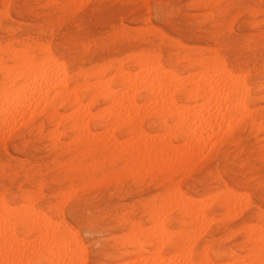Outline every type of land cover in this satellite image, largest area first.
Returning a JSON list of instances; mask_svg holds the SVG:
<instances>
[{"label":"rangeland","instance_id":"374dc122","mask_svg":"<svg viewBox=\"0 0 264 264\" xmlns=\"http://www.w3.org/2000/svg\"><path fill=\"white\" fill-rule=\"evenodd\" d=\"M74 1L81 3L77 5ZM42 47H49L70 76L84 72L85 75H80L87 82L96 80L97 83L99 79L98 84H102L103 79L108 81L111 75L104 71L106 73L91 76L92 70L125 66L128 56L140 52H156L167 69L180 75L197 71L190 67V60L216 54L225 61L227 69L246 77L251 89L248 103L256 111V121L264 115V0H0V59L15 66L8 55L11 49H26L41 58ZM133 64L131 71L136 72ZM2 74L0 71V87ZM78 95L83 96V91ZM87 101L83 99V105L86 106ZM137 102L142 103L141 99ZM54 107L62 115L70 113L68 109ZM86 107L97 112L104 104L98 99L96 104ZM40 108L27 118L19 116V120L17 115L18 123L10 125L9 132V126L3 128L4 122H0V129L7 128L3 134H9H0V199L11 206H21L29 194L27 197L33 200L38 211L46 212L55 224L64 222L74 232L76 240L70 241V247L74 246L72 252L78 249L75 244L81 249L84 264H125L133 260L132 248L126 244L128 221L149 225L144 205L153 197L159 203L169 189L166 166L161 169L158 166L157 170L148 165L144 168L146 172L138 167H124L122 155L104 156L99 147L86 141H74L64 119L53 124L49 120L52 108ZM154 121L145 120L142 129L152 135L158 133ZM92 131L98 132L95 127ZM116 135L120 142L125 132L117 131ZM55 136L59 139L57 142ZM220 136L216 137L219 141H215L216 138H210L209 143L199 141L203 146L206 143L207 148L195 141L198 147L208 150L200 151L203 153L197 152L198 148L192 145L194 141H173L176 154L183 155L194 148L196 156L202 157H195L185 165L180 162L172 179L178 184L181 196L201 198L205 203L211 201L209 195L216 196L210 202V210L206 211L210 218L201 226L205 230L199 228L202 231L200 234L197 231L199 236L195 233L196 258L206 252L223 264H238L242 260L245 263L244 256L253 244L248 243L241 229L245 225L262 224L259 214H264V132L244 121ZM130 144L126 141V145ZM208 144H212L211 147ZM227 187L239 193L238 199L242 196L247 206L240 203L243 202L240 199L239 206L235 205L232 210L221 207L219 201L227 196L219 193ZM63 197L69 199L66 201ZM178 215L175 210L172 212L174 230L179 226ZM16 233L23 237L21 227L16 228ZM145 256L143 253L136 260L141 261ZM78 261L77 264H82ZM29 263L34 264L33 260Z\"/></svg>","mask_w":264,"mask_h":264},{"label":"bare ground","instance_id":"6f19581e","mask_svg":"<svg viewBox=\"0 0 264 264\" xmlns=\"http://www.w3.org/2000/svg\"><path fill=\"white\" fill-rule=\"evenodd\" d=\"M85 1L87 2V0ZM79 3L76 4L79 5ZM8 55L14 61L15 66L12 65L14 67L0 59V71L3 72L0 87V122H4V124L2 123L3 128L9 126L8 129L6 128L8 132L10 125L16 123L17 115L22 119L24 116L25 118L28 115L33 116L35 112H39L40 107L43 110L52 108L49 113L50 122L58 124L57 121L64 119L67 129L73 133L74 141H86L93 144L101 149L104 156L117 158L122 155L124 167L133 166L144 169L150 165L151 168L159 166L161 169V167L166 166L165 179L169 183V189H167L165 196L162 197L159 203L156 197H153L144 205L146 222L149 225L145 227L141 222L128 221L130 226L126 234L127 239H125L126 244L132 248L133 260L123 263L223 264L203 251L200 258L197 259L193 248L197 238L195 233L199 230L200 234L202 229L205 230L201 226L208 217L206 211L210 210L212 204L210 202L216 199V196L209 195L211 199L209 203L203 202L201 198L181 196L180 188L178 184L173 182L172 178L178 172L176 165L180 162H182V165L188 164L195 157L201 156H196L197 152L203 150L200 148L201 142L199 141L209 143L207 141L219 135L224 136L244 121L264 132V115L260 116L261 119L258 122L256 121V111L252 110L248 103L251 89L244 75L236 74L227 69L225 61L216 54L210 58L200 57L195 61L190 60V67H195L197 71L180 75L167 69L162 64L160 56L153 51L128 56L125 66L100 68L103 69L102 71H98L96 68L97 71L94 69L95 72L92 70L91 76L99 75L100 72L104 71L109 72L111 75L108 81L103 79L104 82H102L101 79L102 84L99 83V85V79L97 83H95L96 80L93 81L94 83L87 82L84 76L80 75L84 72L70 76L67 68L53 57L49 47L43 48L41 58L30 54L26 49L21 51L11 49ZM184 58L186 56H183ZM132 62L135 63L133 66L136 67V72L131 71ZM17 69L19 70L17 71ZM24 78L25 81H22ZM111 83H114L115 86H112ZM81 91H83V96L78 95ZM83 99L88 100L87 105L96 104L98 99H101L104 107L97 112H92L86 107L87 105H83ZM138 99H141V104L137 102ZM54 106L68 109L70 113L62 115L63 113H59ZM84 107H86L85 110ZM145 120H151V122L155 120V123H153L157 125L158 133L152 135L143 130L141 125ZM21 123H24V119ZM2 124L0 127H2ZM94 127L98 132L92 131ZM3 128L0 129L2 136L6 135L3 134V131L6 130H3ZM14 129H11L10 132H13ZM117 131L125 132L124 139L120 142H118L116 135ZM8 132L6 136L9 135ZM55 137L54 141L57 142L59 139H57V136ZM0 138H2L1 135ZM12 138L14 137L12 136ZM219 139L216 138L215 141H219ZM177 140L188 141V143L194 141L192 145L194 148L197 147L199 151L196 152L194 148L190 149L188 146L187 149L190 150L186 153L183 155H180L181 152L176 154L178 151L174 152L173 147L175 144L172 147V142ZM126 141H130L131 144L126 145ZM195 143H199L200 147ZM205 144L204 146L202 144V146L207 148ZM204 151L208 150L205 149ZM214 151L217 152V150ZM90 165L92 166V164ZM149 170L150 168L147 171L149 172ZM144 171L146 172L145 169ZM185 179H187L186 181L191 180L189 178ZM128 188L130 187L128 186ZM65 195H67V192ZM219 195L227 196L219 201V205L231 210L235 205H238V201L242 198L241 196L238 199L240 197L239 193L229 187ZM27 196L21 206H11L0 199V264H30V260H33L34 264H75L76 261L79 260L80 263L81 260L84 264L85 260L81 249L75 244L78 249L74 253L72 252L74 246L70 247V241L74 239L75 242L76 240L70 227L64 222L58 221L59 223L55 224V221H52V218L46 212L38 211L32 204L33 200L31 202ZM179 196H181L180 199ZM243 196L245 197V195ZM80 197L83 198V196ZM63 198L66 201L69 199ZM242 200L243 202L240 203L244 204L245 201ZM102 203H106V201ZM243 204L240 205L243 207ZM93 209L95 208L93 207ZM174 210L179 214L176 218L179 222L176 230H174L175 221L172 217ZM233 210L235 212V209ZM95 211L97 212V210ZM84 213L86 214V212ZM231 214L236 216L233 211ZM259 218L262 220V224L245 225L241 229L245 232L248 243L253 244V248L244 256L245 263H242V258V262L239 259L241 263L238 264H264V214L260 213ZM18 227L23 229V237L21 238L16 233ZM31 236L33 239H30ZM143 253H146V256L142 257L141 261L136 260Z\"/></svg>","mask_w":264,"mask_h":264}]
</instances>
